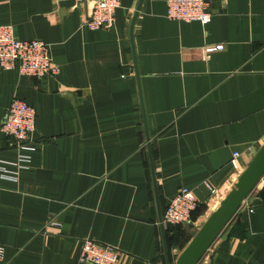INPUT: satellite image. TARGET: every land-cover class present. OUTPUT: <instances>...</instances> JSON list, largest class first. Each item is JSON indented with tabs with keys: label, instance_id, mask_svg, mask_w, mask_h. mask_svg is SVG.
<instances>
[{
	"label": "crops",
	"instance_id": "obj_1",
	"mask_svg": "<svg viewBox=\"0 0 264 264\" xmlns=\"http://www.w3.org/2000/svg\"><path fill=\"white\" fill-rule=\"evenodd\" d=\"M207 1L206 25L142 2L137 77L139 0H121L114 26L95 30L73 0H0V25L49 43L60 67L0 72V124L14 96L37 111L30 166L17 181L0 172V264H77L87 237L119 248L118 264H165L143 108L162 213L181 187L201 202L198 227L218 207L264 144V0ZM20 152L0 133V164ZM205 179L220 188L210 199ZM261 181L197 264H264Z\"/></svg>",
	"mask_w": 264,
	"mask_h": 264
},
{
	"label": "built area",
	"instance_id": "obj_2",
	"mask_svg": "<svg viewBox=\"0 0 264 264\" xmlns=\"http://www.w3.org/2000/svg\"><path fill=\"white\" fill-rule=\"evenodd\" d=\"M73 1L77 6L85 5L88 7L83 25L93 30L114 26L116 12L121 5V0ZM165 1L169 19L187 22L199 21L203 25L211 21L212 12L209 10L207 0ZM224 47L222 43L208 47L207 50L209 52L219 51L223 50ZM12 68H18L22 75L37 78L54 76L60 71L59 65L54 60L49 43L38 38L21 39L17 36L12 25H0V72ZM36 117L37 111L33 105L17 96L13 97L7 109L6 117L0 124V133L12 137L21 152L14 161L1 162L0 172L2 178L17 181L20 171L30 166L32 160L31 151L35 148L32 135L36 129ZM249 150L251 151L252 148L249 147ZM239 156L240 152L235 151L231 159L236 171L240 170ZM6 165H12L14 169L9 170ZM241 173L238 175L240 176ZM201 184L209 192L208 199L220 192V188L213 185L208 179L203 180ZM248 197L243 201L239 210L247 204ZM200 204L201 202L193 188L181 187L163 212L165 229L169 226L189 223L193 218V213L200 207ZM4 252V247L0 245V258H3ZM121 255L122 251L119 248L87 237L82 241L77 264H118Z\"/></svg>",
	"mask_w": 264,
	"mask_h": 264
},
{
	"label": "water",
	"instance_id": "obj_3",
	"mask_svg": "<svg viewBox=\"0 0 264 264\" xmlns=\"http://www.w3.org/2000/svg\"><path fill=\"white\" fill-rule=\"evenodd\" d=\"M144 0H139L138 6L134 13V17L130 27V36L132 42V50L134 56V67L136 70L137 77L138 65L136 50L134 46V22L136 20L137 14L141 8L142 2ZM144 123L146 128L147 146L150 155V163L154 181V189L156 194V200L159 207V222L162 231L163 247L165 264H172L169 247L166 238V229L163 223V213L159 203L158 187L156 182V175L154 169V162L152 158V149L150 144V136L146 124V116L143 108ZM264 177V144L256 152L248 166L243 170V172L238 177L234 186L228 191L224 198L220 201L218 207L211 212L202 226L198 229L196 234L182 250L179 257L176 260V264H197L202 257L205 256L208 249L214 243V241L219 237V235L226 229V227L231 223L239 208L241 207L243 201L250 195V193L256 188L260 183L261 179Z\"/></svg>",
	"mask_w": 264,
	"mask_h": 264
},
{
	"label": "rangeland",
	"instance_id": "obj_4",
	"mask_svg": "<svg viewBox=\"0 0 264 264\" xmlns=\"http://www.w3.org/2000/svg\"><path fill=\"white\" fill-rule=\"evenodd\" d=\"M263 179H264V177H263ZM263 179H262V181H263ZM261 181V182H262ZM233 185V184H232ZM234 186V185H233ZM216 201H212L210 204H209V207H210V209H209V207L207 208V209H209V213H211V208H212V206L214 205V203H215ZM238 213V212H237ZM236 219H233L232 221H231V223L232 222H236L235 221ZM234 223H232V224H234ZM183 226H186V227H189L190 229L187 231V240H183L182 242H181V240L180 239H177V241H176V243H175V246L173 247L172 246V249H171V254H170V258H171V263L172 264H176V260H177V258L179 257V255H180V253L182 252V250L184 249L183 248V246H184V244L186 243V241H188V239L189 238H193V236L196 234V232L198 231V229L201 227H198L196 224H195V221H194V219H192L189 223H187V224H185V225H183ZM170 253V252H169Z\"/></svg>",
	"mask_w": 264,
	"mask_h": 264
},
{
	"label": "trees",
	"instance_id": "obj_5",
	"mask_svg": "<svg viewBox=\"0 0 264 264\" xmlns=\"http://www.w3.org/2000/svg\"><path fill=\"white\" fill-rule=\"evenodd\" d=\"M197 210L193 213V218L195 217V215L197 213ZM178 226H180V225H178ZM178 226H169V227L166 228V238H167V244H168V247H169L170 254H171L172 246L177 241V233H178L177 232V227Z\"/></svg>",
	"mask_w": 264,
	"mask_h": 264
},
{
	"label": "bare ground",
	"instance_id": "obj_6",
	"mask_svg": "<svg viewBox=\"0 0 264 264\" xmlns=\"http://www.w3.org/2000/svg\"><path fill=\"white\" fill-rule=\"evenodd\" d=\"M239 175H236V177H238ZM262 180V179H261Z\"/></svg>",
	"mask_w": 264,
	"mask_h": 264
}]
</instances>
